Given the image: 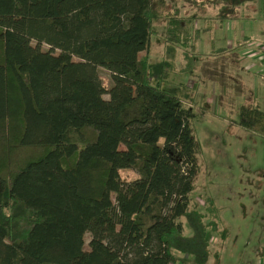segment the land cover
<instances>
[{"label": "trees", "instance_id": "16d2710c", "mask_svg": "<svg viewBox=\"0 0 264 264\" xmlns=\"http://www.w3.org/2000/svg\"><path fill=\"white\" fill-rule=\"evenodd\" d=\"M167 1L0 0V264L220 260L214 204L192 209L195 92L169 78L195 74L197 23L214 30L258 0H185L188 17ZM162 18L165 55L151 63ZM238 125L264 137V111L243 105ZM12 148L39 154L13 171Z\"/></svg>", "mask_w": 264, "mask_h": 264}, {"label": "rangeland", "instance_id": "374dc122", "mask_svg": "<svg viewBox=\"0 0 264 264\" xmlns=\"http://www.w3.org/2000/svg\"><path fill=\"white\" fill-rule=\"evenodd\" d=\"M176 8L181 10L182 17L196 12L195 6L185 0H168L165 12H174ZM209 12L213 14L212 9ZM239 16L242 18L237 23L230 20L221 26L215 25L210 31L203 30L204 22L197 23L203 34L194 50L195 74L169 78L189 85L195 92L193 103L188 105L196 112L194 129L202 153L196 188L191 195L192 209L204 211L205 202H212L220 225L227 232L220 244L212 247L220 249L221 260L211 258L209 264H264V137L238 125L243 105L264 108V83L261 82L264 74L258 79L257 70L241 73L246 64L242 66L236 61L244 59L234 55L233 50L226 54L219 51L230 49L231 43L236 47V40L245 43L246 37H252L253 43L263 38H260V25L264 26V0L246 5ZM165 29L166 21L162 18L156 24L149 52L141 55L149 57L151 63L164 58ZM212 44L216 53L209 55ZM247 46L244 44L242 49ZM98 71L109 88L113 83L110 72L103 68ZM124 90L126 97L135 95L133 87L125 86ZM12 153L6 158V166L11 161L13 171L39 154L17 148H12ZM122 175L125 180L137 177L135 171H123ZM187 233L190 234L188 230Z\"/></svg>", "mask_w": 264, "mask_h": 264}, {"label": "crops", "instance_id": "0c3cea01", "mask_svg": "<svg viewBox=\"0 0 264 264\" xmlns=\"http://www.w3.org/2000/svg\"><path fill=\"white\" fill-rule=\"evenodd\" d=\"M240 18H242V17L240 16ZM240 18L236 19V21L235 20H232V21L237 23ZM204 29H206V28H203V30ZM260 30H261L260 38L262 36H263V38L256 40L255 41L256 44L252 42V37H246V38H244L245 43H242L240 40H236V47H235V45H233L231 43L230 49L229 48H227V49L223 48V49L219 50L220 53L224 52L223 54H226L227 52H229L231 50H233L232 52H236L233 54L236 56H241L242 60L244 59V61H245V62L244 61H242V62L236 61V62H238L242 66H244V64H246L244 71H242V69L241 70L239 69L240 72L250 74V73H252L253 70H257V72H259V74L256 75L258 79H261L260 75L262 76V74H264V26L260 25ZM244 44H247L248 46L246 48L242 49ZM215 49H216V47H214L212 44L210 52H208L209 55H214L216 53ZM238 58L239 57H237V59L235 58V60H238ZM261 82L264 83L263 80ZM252 104H254V103H252ZM259 109L264 111V108H259ZM263 258H264V253H263Z\"/></svg>", "mask_w": 264, "mask_h": 264}]
</instances>
